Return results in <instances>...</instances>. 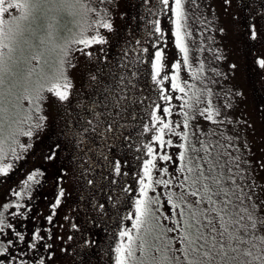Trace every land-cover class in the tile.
Wrapping results in <instances>:
<instances>
[{"label":"snow or ice","instance_id":"6c2138e0","mask_svg":"<svg viewBox=\"0 0 264 264\" xmlns=\"http://www.w3.org/2000/svg\"><path fill=\"white\" fill-rule=\"evenodd\" d=\"M129 7L0 0V264H264V0Z\"/></svg>","mask_w":264,"mask_h":264},{"label":"rangeland","instance_id":"374dc122","mask_svg":"<svg viewBox=\"0 0 264 264\" xmlns=\"http://www.w3.org/2000/svg\"><path fill=\"white\" fill-rule=\"evenodd\" d=\"M130 2H134V3H136V4H139V0H121V8H122V10H126L128 13H129V15H134L135 14V11L136 10H133L132 8H130L129 7V3ZM137 10H139V9H137ZM191 22V21H190ZM117 23L118 24H120L121 26H125V20H123V19H118L117 20ZM198 25L196 24V23H193V27L195 28V27H197ZM131 27L133 28V29H135V22H132L131 23ZM205 35H206V33H205ZM191 39V38H190ZM207 55V54H206ZM21 166L23 167V168H26L27 166H28V164L26 163V162H21ZM97 235H98V237L101 239V240H103L104 239V233L103 232H101V231H98V233H97ZM106 259V258H105Z\"/></svg>","mask_w":264,"mask_h":264}]
</instances>
